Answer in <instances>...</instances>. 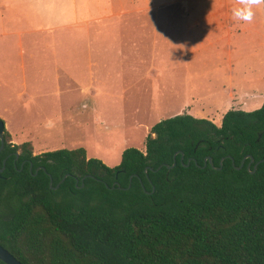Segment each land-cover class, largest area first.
I'll list each match as a JSON object with an SVG mask.
<instances>
[{
	"label": "trees",
	"instance_id": "16d2710c",
	"mask_svg": "<svg viewBox=\"0 0 264 264\" xmlns=\"http://www.w3.org/2000/svg\"><path fill=\"white\" fill-rule=\"evenodd\" d=\"M263 159L264 102L159 120L115 166L5 129L0 244L23 264H264Z\"/></svg>",
	"mask_w": 264,
	"mask_h": 264
},
{
	"label": "rangeland",
	"instance_id": "374dc122",
	"mask_svg": "<svg viewBox=\"0 0 264 264\" xmlns=\"http://www.w3.org/2000/svg\"><path fill=\"white\" fill-rule=\"evenodd\" d=\"M219 1L223 3V11L230 10L224 5L227 0H0L2 4L12 2L7 11L0 13V32H9L5 36L2 34L0 44L37 41L68 45L66 48L52 46L49 51L50 79L41 83V88L49 94L16 105L15 89L7 90L0 83V110H11L4 113L8 118V129H5L13 134L17 143L31 141L37 153L43 147L50 151L83 147L90 158L100 159L108 166L119 164L121 152L127 147L144 150L145 125L172 116V112L160 113L164 108L155 105L154 96L158 93L151 92L154 83L144 77L155 60L164 56L162 49L167 46H163L162 37L171 27L180 29L181 25H191L189 43L185 42L184 32L180 30L176 34L179 43L175 44V49H178L179 58L186 57L191 63L190 91L203 97L195 98V103L201 105L218 96L216 90L224 79L223 69L208 68L223 57L219 16L214 14ZM259 9L264 12V3L253 5L252 21L233 31L231 58L236 60L234 67L238 77L259 78L258 91L264 94V30L259 27ZM49 23L48 33L45 29ZM195 27L205 32L195 37L209 38L210 45L207 41L193 39ZM13 52L18 55L17 47ZM90 57L94 59L92 62L85 61ZM96 57H108V68L114 71L113 89L115 86L118 95L104 99L113 110L109 117L100 111L93 114L91 107L82 106L89 100L80 92L82 82L96 86V73L100 70ZM200 57H205L204 70L192 65ZM63 61H68L67 65ZM65 70L72 73L73 79L58 80L56 76H64ZM32 91L36 94L38 88ZM8 98L11 103L7 102ZM256 101L262 104L264 97ZM151 107L155 109L152 111ZM32 108H35L33 113ZM48 121L51 124L46 126ZM119 122L137 128L128 144L125 138H119V130L113 126Z\"/></svg>",
	"mask_w": 264,
	"mask_h": 264
},
{
	"label": "crops",
	"instance_id": "0c3cea01",
	"mask_svg": "<svg viewBox=\"0 0 264 264\" xmlns=\"http://www.w3.org/2000/svg\"><path fill=\"white\" fill-rule=\"evenodd\" d=\"M240 0H227L224 5H226L230 10L223 11V3L219 1L218 10L215 11L214 14L219 16L218 27L220 28V41L223 42V46L221 48V52L223 53V57L220 61L210 65L208 68L215 70V69H223V76L224 79L221 80L217 88L218 96L211 97L210 101H204L201 105H197L195 103V98L200 97L203 98L201 95L195 96L189 87V83L192 81V70L190 69L191 63L187 60L186 57L179 58L178 49H175V44L179 43V36H176L178 31L184 32L185 42L188 44L189 37H190V24L181 25V28L174 26L166 31L165 37H162L163 46H167L166 49H162L163 57L157 58L155 60V64L151 68H148L145 71L144 77L149 78L151 83L153 81L154 86L151 90L152 93H158L156 97L155 105L158 107L164 108V110H160L162 112L168 113L172 112V116L176 114H190L196 118H205L211 120L216 125L221 124V120L223 115L231 108L241 109L244 111H252L259 108L262 104L261 102H257V98L264 97V94H259V83L260 79H249L246 76L239 78L237 74L238 71L235 70L234 64L236 62L235 58H231L233 55V47L231 45L232 41V33L234 30L237 29L238 26H244L245 21H237L232 17V8L238 5ZM11 3L9 4H2L0 2V13L7 11L11 7ZM198 8V6H197ZM50 13V12H49ZM259 27L264 30V12L263 10L259 9ZM51 27L50 23L48 28L45 29L48 33L50 32ZM195 35L193 39L197 40H204L207 41L210 45L209 38L202 36L195 37L196 34L203 33L204 29L201 27H195ZM261 30V31H262ZM39 31V29H38ZM8 31L0 32V37L5 36ZM168 35V36H167ZM264 38V34H263ZM170 46L168 48V44ZM64 45L65 48L68 46L66 44L61 43H50V42H37V41H28L22 42L19 41L18 44H10L9 42L1 43L0 44V83H3V87L5 86L8 89H15L14 92V100L16 101L15 104L19 105V102H28L29 100H33L36 97H43L44 94H49V91L45 92L44 88L42 89V84L45 81L50 79V66H51V59L50 53L52 46H62ZM72 46V45H71ZM77 46V45H75ZM18 50V55H16L13 50ZM80 47H73L72 49H78ZM82 49V48H81ZM237 49V48H236ZM44 50L48 51V53H44ZM200 51V49H197ZM201 52V51H200ZM211 52V50L209 51ZM205 54L204 52H201ZM207 54V53H206ZM65 56V53L63 54ZM188 57V55H186ZM67 59V58H64ZM204 59L205 57H200L195 59L194 67L198 69L204 70ZM91 62L94 60L93 57L86 58L85 61ZM108 57H96V61L98 66L100 67L99 73H96V86L93 85L95 81L93 80L92 85L88 86L86 83L82 82V87L80 89L81 94H85L88 96V102H83L82 106L87 108L91 107V111L93 114L95 112L103 113L109 117L113 110L111 107H108V103L104 102V99H112L118 95V92L115 91V86L113 89V84H115L114 79V71L109 70L108 68ZM64 65H67L68 61H63ZM29 63V65H28ZM96 64V65H97ZM92 71V70H91ZM94 73V71H92ZM56 78L60 80L61 78L64 82L67 80L73 79L72 73L65 70L64 76L57 75ZM94 78V76H93ZM12 83L16 84V87L13 86ZM86 85V86H84ZM13 86V87H12ZM118 86V85H117ZM38 88L37 93L33 92L32 90ZM32 91V92H31ZM140 94V93H139ZM11 95V94H10ZM8 95V96H10ZM11 98L7 99L8 103H11ZM205 99V98H204ZM203 99V100H204ZM154 105V106H155ZM165 107H170L165 110ZM171 107H175L171 109ZM17 110L19 108L14 107ZM161 108V109H162ZM152 111L155 109L154 107L150 108ZM35 108L31 109V113H33ZM11 110H5L2 112L0 110V119L4 120L5 128L8 129V118L4 113H10ZM13 111V109H12ZM159 113V114H160ZM171 117V116H170ZM107 120V118H106ZM47 122L45 125L48 126ZM154 124V123H153ZM151 122L145 125L143 136H147V133L150 127L153 125ZM98 125V120H97ZM116 127L120 133L119 138H125L127 144L132 141L135 137L137 128L136 127H129L124 123H114L113 125ZM8 131V130H7ZM10 133V132H9ZM11 138L12 142L15 144H20L16 142L12 133ZM111 134L110 136H112ZM114 135H116L114 133ZM109 136V137H110ZM24 142H31V141H24ZM23 143V142H21ZM33 152L35 154H40L43 152L50 151L48 148H41L39 153L35 152L34 145ZM61 149V148H58ZM68 149V148H67ZM75 149V148H74ZM57 150V149H55ZM86 150V149H85ZM53 151V150H51ZM123 152V151H122ZM121 152V154H122ZM87 155V151H86ZM88 158H90L87 155ZM121 160V158H120Z\"/></svg>",
	"mask_w": 264,
	"mask_h": 264
},
{
	"label": "clouds",
	"instance_id": "9594fccd",
	"mask_svg": "<svg viewBox=\"0 0 264 264\" xmlns=\"http://www.w3.org/2000/svg\"><path fill=\"white\" fill-rule=\"evenodd\" d=\"M264 3V0H240L231 10L233 19L251 22L254 16L253 5Z\"/></svg>",
	"mask_w": 264,
	"mask_h": 264
},
{
	"label": "water",
	"instance_id": "95a60500",
	"mask_svg": "<svg viewBox=\"0 0 264 264\" xmlns=\"http://www.w3.org/2000/svg\"><path fill=\"white\" fill-rule=\"evenodd\" d=\"M4 130H5V124H4V121L2 119H0V150L2 149L3 147V133H4ZM251 158V161L253 160L252 157ZM206 160H209L210 163H212L211 161V158L210 157H207L205 159V165H206ZM264 160V159H263ZM175 165V162L173 163L172 166ZM242 166V163L240 166H238L237 168L240 169ZM160 167H158L159 169ZM256 168V165L254 166V169ZM0 171H2V169H0ZM63 181V179L61 180V182ZM51 183H52V180H51ZM58 187L55 186L53 187L54 189H56ZM0 259L2 261H4L6 264H23L22 262H20L16 257H14L7 249H5L1 244H0Z\"/></svg>",
	"mask_w": 264,
	"mask_h": 264
}]
</instances>
